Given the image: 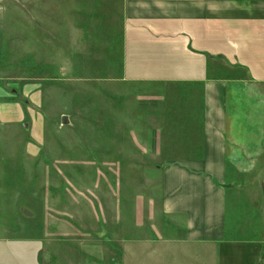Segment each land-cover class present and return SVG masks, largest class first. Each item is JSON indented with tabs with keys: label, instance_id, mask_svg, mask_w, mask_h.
Returning <instances> with one entry per match:
<instances>
[{
	"label": "crops",
	"instance_id": "0c3cea01",
	"mask_svg": "<svg viewBox=\"0 0 264 264\" xmlns=\"http://www.w3.org/2000/svg\"><path fill=\"white\" fill-rule=\"evenodd\" d=\"M117 1L119 50L107 58L119 86L107 90L121 107L109 104L106 117L114 135L145 148L124 151L144 162L122 167L126 263L264 264L263 222L235 184L228 139L251 136L264 118V0ZM4 180L19 199L17 182Z\"/></svg>",
	"mask_w": 264,
	"mask_h": 264
},
{
	"label": "rangeland",
	"instance_id": "374dc122",
	"mask_svg": "<svg viewBox=\"0 0 264 264\" xmlns=\"http://www.w3.org/2000/svg\"><path fill=\"white\" fill-rule=\"evenodd\" d=\"M117 2L0 0V115L22 120L0 123V264H127L122 167L144 162L124 151L145 148L138 138L114 135L106 117L109 104L121 107L107 90L119 86L108 79L107 58L119 50ZM263 120L251 136L228 139L241 172L235 184L253 199L264 229ZM4 177L17 182L19 199Z\"/></svg>",
	"mask_w": 264,
	"mask_h": 264
},
{
	"label": "water",
	"instance_id": "95a60500",
	"mask_svg": "<svg viewBox=\"0 0 264 264\" xmlns=\"http://www.w3.org/2000/svg\"><path fill=\"white\" fill-rule=\"evenodd\" d=\"M62 121L63 122H66L67 121L66 117H63Z\"/></svg>",
	"mask_w": 264,
	"mask_h": 264
}]
</instances>
